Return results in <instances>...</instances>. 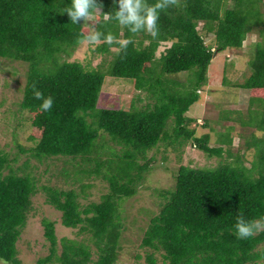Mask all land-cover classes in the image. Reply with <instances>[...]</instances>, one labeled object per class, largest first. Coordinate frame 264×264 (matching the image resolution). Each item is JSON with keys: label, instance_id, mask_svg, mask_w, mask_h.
<instances>
[{"label": "trees", "instance_id": "1", "mask_svg": "<svg viewBox=\"0 0 264 264\" xmlns=\"http://www.w3.org/2000/svg\"><path fill=\"white\" fill-rule=\"evenodd\" d=\"M97 3L103 13L97 16L96 30L133 43L117 55L102 36L92 49L101 61L91 66L68 60L88 29L86 22L74 24L63 12L71 0H0V59L26 64L19 108L28 111L31 143L17 147L38 162L63 158L57 175L64 182L94 175L107 183L98 201L83 204L80 198L89 184L82 183L77 191L43 182L52 163L39 171L29 159L15 164L16 157L0 150V264H24L16 243L38 192L61 213L64 226L78 227L90 243L65 236L58 240L55 221L42 218L48 254L36 264H116L122 247V202L136 194V183L155 166L156 152L166 161L168 148L179 153L187 142L207 158L216 157V163L180 164L173 186L158 191V210L148 213L141 229L139 246L146 264H264V231L240 239L234 227L239 216L264 217V0H181L182 7L160 13L155 37L133 35L115 20L105 22L104 13L114 15L118 4ZM199 24L205 35L212 33L213 42H206ZM251 32L259 39L248 61L250 72L229 88L247 91L248 106L244 111L221 109L213 123L204 120L202 127L217 135V145L211 146V134L196 133V118L187 115L188 109L200 98L214 54L240 49ZM161 42L169 44L156 57ZM106 76L129 80L145 93L144 104L132 103L129 109L99 106ZM34 83L53 98L50 111L40 109ZM235 125L259 133L238 132L246 148L254 147L249 165L229 150ZM99 134L108 149H98Z\"/></svg>", "mask_w": 264, "mask_h": 264}, {"label": "rangeland", "instance_id": "2", "mask_svg": "<svg viewBox=\"0 0 264 264\" xmlns=\"http://www.w3.org/2000/svg\"><path fill=\"white\" fill-rule=\"evenodd\" d=\"M88 25V23L86 22ZM198 30L205 35L202 25H198ZM206 42H213L212 33L204 36ZM259 39L257 33L251 32L246 36L240 49L226 48L214 54L207 70V83L200 89V98L188 109L187 115L196 118V133L202 134L209 132L210 145L216 146V133L209 127H202L204 120L215 122L221 109L245 110L248 106V93L238 88L231 90V84L242 81L249 71V60L253 57L255 42ZM168 42H161L156 50V57L167 46ZM95 45H89L86 41H81L74 49L68 60H78L83 64L90 62L91 66H96L101 61V55L92 51ZM113 49V47H112ZM111 49V50H112ZM114 50V49H113ZM26 64L20 61H9L0 59V150L8 152L10 158L16 157L15 164L29 159L31 164L38 165L39 171L44 170L47 164H51L47 173L42 175L41 180L51 184H58L64 187L81 190V184H89L85 196H81L80 201L87 204L91 201H98L100 195L106 192L107 183L100 177L92 175L89 179H83L82 182L71 183L64 182L59 177L63 164V158H54L38 162L29 155V152H21L17 144L23 146L30 145L28 135L30 133L29 114L27 110L19 108V102L22 97L21 89L25 82ZM180 75V74H179ZM180 78H184L183 74ZM226 78L225 82L223 79ZM140 98V100H137ZM145 102V93L136 90L129 80L106 76L102 85L98 99L99 106L112 109H129L134 103L141 107ZM232 116H235L233 114ZM227 124H231L227 121ZM232 143L229 150L232 154H239L244 158V163L249 165V161L254 158V147L246 148L243 144L244 138L239 137L238 132H244L247 135L253 127H247L240 131L239 125L234 126ZM216 131L220 130L219 126L215 127ZM257 136L259 133L254 129ZM235 132V133H234ZM98 140H100L98 142ZM102 135L99 134L96 140L98 149L109 148L108 143H103ZM168 148L166 161H163L162 153L156 152L155 166L144 177L136 183L137 192L134 196L124 200L121 204L122 216V236L121 249L116 264H146L144 259V250L140 248V239L142 236L141 229L146 228V222L149 219L150 212H157L158 202L162 197L159 190L167 189L174 184V174L180 164H191L198 166H212L216 163V157L207 158L205 153L198 150L190 142L185 143L180 152L172 151ZM153 152L150 151L148 156ZM225 155V154H224ZM226 158V156H224ZM48 179V181H47ZM55 221V233L57 239L68 237L82 239L88 243V234L79 232L78 227L70 228L61 223V213L50 205L46 204L42 192H38L32 198V209L29 212L27 224L23 230L16 245L18 248V257L24 264H36L39 257L48 254V242L43 235V226L41 219ZM135 220V221H133ZM94 248V247H92ZM58 250L60 245L58 243ZM140 257L136 258V255ZM95 257V255H94ZM48 264H59L50 262Z\"/></svg>", "mask_w": 264, "mask_h": 264}, {"label": "clouds", "instance_id": "3", "mask_svg": "<svg viewBox=\"0 0 264 264\" xmlns=\"http://www.w3.org/2000/svg\"><path fill=\"white\" fill-rule=\"evenodd\" d=\"M114 4H118V8L114 15L104 13L103 20L105 22L115 20L120 26H124L133 35L140 32H146L155 37L158 35V20L161 12L166 11L170 7H182L181 0H155L149 4L147 0H113ZM102 5L97 0H71V5L66 7V12L70 21L74 24L88 23L87 31L81 33L82 41H86L89 45H98L103 42L112 46L115 53L120 55L130 43L131 39L117 38L111 33L103 35L96 30L97 16L101 12ZM34 98L41 101L40 109L44 112L51 110L53 106V98L45 97L44 94L33 84ZM235 234L238 238L244 239L264 231V217L253 220H246L243 216L236 219Z\"/></svg>", "mask_w": 264, "mask_h": 264}]
</instances>
